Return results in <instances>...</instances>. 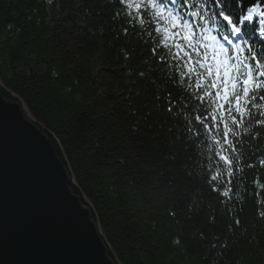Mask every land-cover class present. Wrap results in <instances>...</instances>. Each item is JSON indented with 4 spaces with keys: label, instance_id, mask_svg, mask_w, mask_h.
<instances>
[{
    "label": "trees",
    "instance_id": "trees-1",
    "mask_svg": "<svg viewBox=\"0 0 264 264\" xmlns=\"http://www.w3.org/2000/svg\"><path fill=\"white\" fill-rule=\"evenodd\" d=\"M253 3L264 7L229 0L237 15ZM120 8L118 0H0L1 95L49 138L114 264H264V120L232 129L229 184L215 156L223 125L189 135L195 80L178 70L173 79L162 34L139 19L133 26ZM252 111L264 113V100Z\"/></svg>",
    "mask_w": 264,
    "mask_h": 264
},
{
    "label": "snow or ice",
    "instance_id": "snow-or-ice-1",
    "mask_svg": "<svg viewBox=\"0 0 264 264\" xmlns=\"http://www.w3.org/2000/svg\"><path fill=\"white\" fill-rule=\"evenodd\" d=\"M260 2L264 4V0ZM118 3L121 11L129 10L133 26L139 19L141 24L154 26L156 32L162 34L163 47L171 50L173 79L178 70L182 73L180 79L195 80L197 96L187 110L198 105L199 114L187 129L189 135L199 139L204 131L215 129L218 133L223 125L224 143L215 156L227 166L230 184L237 153L232 129L254 115L264 120V113L252 111L258 101L264 100V95H256L257 91H264V7L253 3L237 15L230 10L229 0H140L135 3L118 0ZM246 28L254 29L255 40ZM153 52L155 54V49ZM161 63L166 64L167 60ZM140 75L143 77L144 73ZM159 99L161 97L157 96ZM165 104L169 110L175 108L170 95L165 98ZM259 166L264 169V160L259 161ZM248 167L257 165L249 163ZM210 180L217 182L220 174L212 175ZM212 191L224 197L230 194V189L221 193L219 187ZM261 208L264 209V205ZM235 223L239 225V219ZM220 246L227 247L226 244L214 245Z\"/></svg>",
    "mask_w": 264,
    "mask_h": 264
},
{
    "label": "water",
    "instance_id": "water-1",
    "mask_svg": "<svg viewBox=\"0 0 264 264\" xmlns=\"http://www.w3.org/2000/svg\"><path fill=\"white\" fill-rule=\"evenodd\" d=\"M0 264H114L49 138L1 93Z\"/></svg>",
    "mask_w": 264,
    "mask_h": 264
},
{
    "label": "rangeland",
    "instance_id": "rangeland-1",
    "mask_svg": "<svg viewBox=\"0 0 264 264\" xmlns=\"http://www.w3.org/2000/svg\"><path fill=\"white\" fill-rule=\"evenodd\" d=\"M24 114H25V116H26L27 118H29V113H27V112L24 111ZM30 120H31V119H30Z\"/></svg>",
    "mask_w": 264,
    "mask_h": 264
},
{
    "label": "bare ground",
    "instance_id": "bare-ground-1",
    "mask_svg": "<svg viewBox=\"0 0 264 264\" xmlns=\"http://www.w3.org/2000/svg\"><path fill=\"white\" fill-rule=\"evenodd\" d=\"M252 31V30H251Z\"/></svg>",
    "mask_w": 264,
    "mask_h": 264
}]
</instances>
